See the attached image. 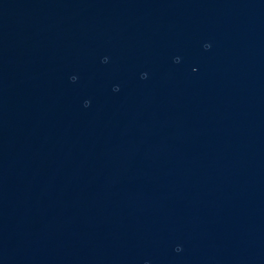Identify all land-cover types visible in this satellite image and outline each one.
<instances>
[{
    "label": "water",
    "instance_id": "obj_1",
    "mask_svg": "<svg viewBox=\"0 0 264 264\" xmlns=\"http://www.w3.org/2000/svg\"><path fill=\"white\" fill-rule=\"evenodd\" d=\"M0 264H264V0H0Z\"/></svg>",
    "mask_w": 264,
    "mask_h": 264
}]
</instances>
